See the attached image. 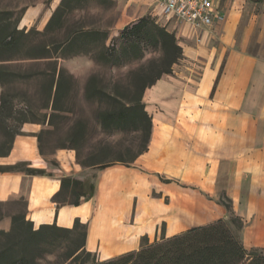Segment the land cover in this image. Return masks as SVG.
Segmentation results:
<instances>
[{"label":"crops","instance_id":"crops-1","mask_svg":"<svg viewBox=\"0 0 264 264\" xmlns=\"http://www.w3.org/2000/svg\"><path fill=\"white\" fill-rule=\"evenodd\" d=\"M60 1L53 0L45 12L29 7L18 28L29 30L39 21L43 30ZM116 1L129 4L139 17L156 18L163 28L187 41L181 46V64L143 95L151 133L147 151L132 163L139 173L165 176L181 185L160 183L156 192L163 193L162 198L148 199L139 175L105 168L91 199L77 207H57L52 197L62 177L77 179L85 171L70 151L56 152L53 158L58 166L50 170L39 153L40 126L25 123L9 154L0 158V166L24 163L52 175L0 173V203L23 199L25 219L34 229L51 224L71 228L75 219L89 223L86 247L90 252L96 249L104 261L135 250L141 237H155L162 224L165 236L171 237L188 225L198 227L225 218L227 212L217 202L222 193L243 222L239 236L244 248L264 251V0H257L262 8L258 40L250 34L253 23L242 40L235 36L241 15L238 6L248 0H211L222 20H214L210 27L221 42L210 45L195 43L200 31L164 19L156 0ZM131 191L135 195L128 200L137 199L132 218L130 202L119 196ZM6 222L10 226L11 217ZM98 239L101 243L96 245Z\"/></svg>","mask_w":264,"mask_h":264},{"label":"rangeland","instance_id":"rangeland-1","mask_svg":"<svg viewBox=\"0 0 264 264\" xmlns=\"http://www.w3.org/2000/svg\"><path fill=\"white\" fill-rule=\"evenodd\" d=\"M52 1L0 0V29L9 23L13 24L23 17L22 15H24L29 7H41L44 12L49 10ZM243 1L245 0H241V2ZM123 3L125 4L124 1H122ZM122 4L116 0H81L76 8L64 12V25L61 30L55 31L52 37L46 35V37L42 38L45 42H49L50 40L61 42L70 32L76 29L100 32L99 36H95L91 41L71 43L69 54L64 58L58 59V67L63 68L67 75H70L72 78L70 92L66 98L64 97L59 100L58 110L54 111L50 106L49 108H44L47 103L48 87L51 81V66L48 60L25 59L13 60L7 63L12 71L27 75L25 80L11 87L14 90L11 91V94L14 93L16 96L13 101L14 108L23 109L26 112L22 115H12L13 129L9 131L5 127L10 121L4 120L7 112L4 111L0 114V153L6 149L4 143L10 140L8 135L17 131L15 127L19 126L18 131L21 133L20 130L23 124H20V122L22 119H26L27 123L40 126L38 133L40 137L39 146L42 153L40 156L48 164L50 170H54L58 166L53 158L56 152L70 151L75 155L76 164L78 162L97 164L89 168L78 164L85 173H81L77 179L85 182L87 185L93 184L94 193L96 192L97 181L103 171L98 166L101 164L109 165L107 169H121L139 175L140 183L145 185L143 186L145 190H148L145 193L148 199H161L163 193L156 192V187H159L160 183L181 185L180 182L178 180L167 179L165 176L155 177L148 173H139L140 170L132 164H123L116 161H128L141 149L143 145V133L136 131L134 126H128L124 131H114L104 130L100 125L99 113L107 109L114 110L117 108L116 104H113L107 98V95L118 99L122 103H128L136 96L138 87L141 84L147 83L149 79L154 77L164 67L163 63L160 62V54L157 48L154 47L155 39L151 34L147 32L139 38L132 37L130 39L120 37L123 29L137 23L142 18L150 21L148 29L152 27L151 22L158 27H162L161 24L156 18L151 16L139 17L135 15L129 4L128 6L125 4L124 7ZM239 8L241 15H239L236 21L238 24L235 36H237V39L241 38L240 40H242L245 29L250 23H253L255 24V29L250 34L252 39L258 40L261 34L259 29V17L262 14L261 5L257 0H248L245 1V4H239ZM39 27V21L30 26V28L42 32L44 29L39 30ZM165 30L169 32L167 29ZM104 34L107 35V39L102 41L101 38ZM172 34L180 47L187 43L186 39L177 38L175 33ZM194 41L195 43H207L208 45L221 42L210 29L200 31ZM43 44L48 45L50 43ZM182 61L183 56L172 67V70L175 69L176 65L181 64ZM172 70L169 75H172ZM169 75H163L161 78ZM91 78H95L93 85L96 86L100 95L97 98L88 99L85 97V86ZM1 91L2 87L0 85V93ZM79 123L84 128L82 140L77 139L75 132V126ZM138 127L140 126L137 125L136 128ZM71 147H74V149H70ZM43 172V174L52 175L50 171ZM132 192H120L119 196L123 200L129 201V197L135 195V192ZM76 199L77 196L71 194L70 191H64L59 197L60 201L67 202H72ZM83 201V199H80V204ZM129 202V217L132 218L137 199L131 198ZM165 202L168 203V199ZM217 202L221 205L222 203L230 204L223 197L222 193L219 194ZM24 211L25 202L23 199L0 203V232L9 233L11 225L8 226L6 221L14 215L24 213ZM108 211V208L105 209L106 213ZM89 221L90 219L88 218ZM80 224H85L88 231L89 223L80 222ZM32 227L34 229L33 224ZM188 229H190V225L187 226L186 230ZM24 237L27 238L28 235L22 231L18 233L14 232L9 237L0 235V249L2 247L10 248L18 259L21 254V240ZM143 237L149 244L159 241L162 237H166L165 225L159 226V233L155 237ZM141 239L142 237L139 240L138 247L132 251L139 249ZM99 243H101V240L98 239L96 245H99ZM72 245V242L61 238L55 239L51 235H44L37 244L32 243L29 246L31 249L30 256L34 258L41 257V260L37 264H64L62 256L66 253L68 246ZM86 251L90 252L87 247ZM90 253L95 255L97 261H102L96 249ZM118 256L120 255L112 258Z\"/></svg>","mask_w":264,"mask_h":264},{"label":"trees","instance_id":"trees-1","mask_svg":"<svg viewBox=\"0 0 264 264\" xmlns=\"http://www.w3.org/2000/svg\"><path fill=\"white\" fill-rule=\"evenodd\" d=\"M81 0H61L57 8L49 18L44 30L37 31L34 28L19 29V18L13 24L9 23L0 29V85L2 91L0 93V114L4 111L7 114L4 120L8 123L6 130H11L13 122V114H24L23 109H15L13 101L16 96L11 94L12 86L22 82L27 78L25 73L15 72L10 69V61L25 59H46L50 62V85L48 87L47 103L44 107H51L52 110H58V102L70 92L71 76L66 71L58 67V59L64 58L69 54L71 43L85 42L93 40L95 36H99V31H88L84 29H76L70 32L63 41L56 42L50 40L45 42L42 40L46 35L53 36L55 31H59L64 25V12L76 8ZM111 2V1H106ZM23 16V15H22ZM151 29H148L150 21L146 18L140 19L137 23L126 27L122 30L120 37L123 38H139L144 33H149L155 39L154 47L157 48L160 59L163 63V69L147 83L138 87V92L133 100L128 103H122L118 99L107 95V98L116 104L114 110H104L99 113L101 128L104 130H120L124 131L128 126H134L136 131L143 133V145L141 149L134 154L128 161L116 160L123 164H132L136 158L147 151V146L151 133V118L147 114L142 103V97L145 90L155 84L163 75H169L172 67L182 59V49L177 44L175 37L163 27H158L152 22ZM41 38V39H40ZM101 38V37H100ZM53 39V38H52ZM102 41L107 39V35L102 36ZM43 43H50L48 45ZM61 43V44H59ZM55 44V45H54ZM60 55V56H59ZM95 78H91L85 86V97L88 99L97 98L100 94L93 85ZM27 123L26 119H22L20 124ZM139 125L140 127L136 128ZM77 139L82 140L84 128L79 123L75 126ZM8 135L10 140L5 142L6 149L0 153V157H6L12 146L15 136L20 135L18 129ZM40 142L39 134L37 136ZM70 149H74L71 147ZM39 153L41 148L39 146ZM79 165L89 168L96 166V163L78 162ZM102 170L109 165H98ZM22 167V168H21ZM23 172L27 175H43V171L31 169L27 164H17L15 166H0V173L4 172ZM64 191H70L76 195L77 199L72 202L60 201L59 197ZM94 193V185L86 184L73 177H64L60 180V189L52 197V201L59 206H79L80 199L84 202L92 198ZM228 201V200H227ZM229 202V201H228ZM230 203V202H229ZM227 215L225 219L217 220L213 223L192 227L184 232L171 237H162L159 241L151 244L142 237L139 249L127 252L118 257L104 261H97L95 255L86 251L87 227L80 224L79 219H75L71 228L58 227L56 224L41 225L37 229H33L32 223L25 219V211L20 215L11 217V230L9 233L0 232V235L9 237L14 232H26L28 237L21 240L22 247L20 256L17 259L10 248L2 247L0 249V264H37L41 257L34 258L30 256L32 243L37 244L44 235H51L55 239H63L72 242V246H68L66 253L62 256L63 263L69 264H264V251L262 249H245L240 240V231L243 228L242 220L235 216L231 211V205L222 203Z\"/></svg>","mask_w":264,"mask_h":264},{"label":"built area","instance_id":"built-area-1","mask_svg":"<svg viewBox=\"0 0 264 264\" xmlns=\"http://www.w3.org/2000/svg\"><path fill=\"white\" fill-rule=\"evenodd\" d=\"M156 3L164 19H175L198 31H207L214 20H222L214 13L211 0H156Z\"/></svg>","mask_w":264,"mask_h":264}]
</instances>
